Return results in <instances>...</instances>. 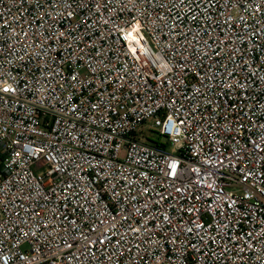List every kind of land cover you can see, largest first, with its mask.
<instances>
[{
    "label": "built area",
    "instance_id": "built-area-1",
    "mask_svg": "<svg viewBox=\"0 0 264 264\" xmlns=\"http://www.w3.org/2000/svg\"><path fill=\"white\" fill-rule=\"evenodd\" d=\"M0 264H264V0H0Z\"/></svg>",
    "mask_w": 264,
    "mask_h": 264
},
{
    "label": "rangeland",
    "instance_id": "rangeland-1",
    "mask_svg": "<svg viewBox=\"0 0 264 264\" xmlns=\"http://www.w3.org/2000/svg\"><path fill=\"white\" fill-rule=\"evenodd\" d=\"M152 124V121H148L146 126L144 127V135L149 139L157 143L164 144L166 141L163 137L159 136L158 133H155L156 131H150L148 127H150Z\"/></svg>",
    "mask_w": 264,
    "mask_h": 264
}]
</instances>
